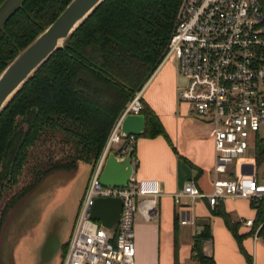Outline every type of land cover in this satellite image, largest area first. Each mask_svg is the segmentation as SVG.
I'll return each instance as SVG.
<instances>
[{
	"label": "trees",
	"instance_id": "trees-1",
	"mask_svg": "<svg viewBox=\"0 0 264 264\" xmlns=\"http://www.w3.org/2000/svg\"><path fill=\"white\" fill-rule=\"evenodd\" d=\"M71 1L22 0L0 31V74ZM181 2L105 0L6 105L0 113V201L21 177L27 175L29 181L0 210V236L9 211L45 176L75 170L79 162L95 166L125 108L159 67ZM141 114L146 119L141 136L166 135L149 106L143 104ZM253 149L259 174L264 167L263 135H257ZM251 205L257 214L250 235L260 228L258 235L264 238V197ZM212 212L225 218L242 245L245 235L238 233L239 223L221 202ZM203 227L195 236L193 258L213 264L202 249L210 238L209 226ZM241 249L252 264L253 257Z\"/></svg>",
	"mask_w": 264,
	"mask_h": 264
},
{
	"label": "built area",
	"instance_id": "built-area-1",
	"mask_svg": "<svg viewBox=\"0 0 264 264\" xmlns=\"http://www.w3.org/2000/svg\"><path fill=\"white\" fill-rule=\"evenodd\" d=\"M168 60L175 62L186 80L179 100L211 122L215 173L226 174L231 166L238 168L264 128V0H182L160 65ZM141 90L125 108L92 169L62 264H136L135 216L139 212L149 221L157 215L159 198L164 195L161 183L138 180L134 172L126 188L104 187L100 177L112 144L124 138L123 119L128 114H141ZM135 140L129 137L127 147L117 155L126 156ZM136 163L133 158L134 167ZM109 197L123 201L120 221L114 229L91 218L96 200ZM226 197L250 201L263 198L264 173L217 176L209 194L191 179L174 200L182 206L184 198H205L215 208ZM178 215L180 224L194 223L187 210ZM245 224L253 226L254 221ZM201 232L196 228L195 236Z\"/></svg>",
	"mask_w": 264,
	"mask_h": 264
},
{
	"label": "crops",
	"instance_id": "crops-1",
	"mask_svg": "<svg viewBox=\"0 0 264 264\" xmlns=\"http://www.w3.org/2000/svg\"><path fill=\"white\" fill-rule=\"evenodd\" d=\"M185 84L175 62L168 60L159 65L141 90L142 103L155 112L166 135L136 137L134 175L138 180L160 181L164 195L159 198L158 213L151 220L146 221L139 213L136 222L135 216V262L202 264L193 258L195 231L208 225L210 238L202 249L213 257V264H251L241 247L253 257L252 264H264V238L258 235L260 228L250 235L253 226L245 224L247 220L254 221L257 214L250 200L226 197L220 201L231 219L239 223L237 231L245 235L242 245L225 218L212 212L207 199L184 198L182 206L175 203L174 195L191 179L196 180L202 192L209 194L213 192L217 176H257L254 158L248 156L240 161L238 168L231 166L226 174L215 173L211 122L197 116L188 103L179 100V91ZM92 168L91 164H80L75 171L54 172L59 181L51 191L47 187L39 194L37 198L43 199V203L27 211L32 213L13 217L10 226L14 235V264H62ZM184 209L193 224L179 223L178 214ZM8 223L6 217L2 230Z\"/></svg>",
	"mask_w": 264,
	"mask_h": 264
},
{
	"label": "water",
	"instance_id": "water-1",
	"mask_svg": "<svg viewBox=\"0 0 264 264\" xmlns=\"http://www.w3.org/2000/svg\"><path fill=\"white\" fill-rule=\"evenodd\" d=\"M104 1L72 0L45 31L20 51L0 74V113L34 73L54 52L63 47L64 42ZM21 3L22 0H6L0 6V31L4 30V24L19 9ZM145 126L146 119L143 114H128L121 123V136L124 138L141 136ZM133 153L131 150L126 156H119L115 152H109L100 177L102 186L126 188L129 185L135 172ZM122 208L121 198H99L93 205L91 218L101 222L107 229H114L120 221Z\"/></svg>",
	"mask_w": 264,
	"mask_h": 264
},
{
	"label": "rangeland",
	"instance_id": "rangeland-1",
	"mask_svg": "<svg viewBox=\"0 0 264 264\" xmlns=\"http://www.w3.org/2000/svg\"><path fill=\"white\" fill-rule=\"evenodd\" d=\"M114 133V132H113ZM112 133V134H113ZM111 134V135H112ZM261 135L264 136V128H262L261 130ZM111 138V136H110ZM116 139V138H115ZM110 140V139H109ZM128 142L125 141L123 138L120 139V141L118 143H114L111 146V152H122L121 150L123 148L127 147ZM131 151V150H130ZM129 151V152H130ZM255 151L253 149V147L249 150L248 153V157H254ZM80 164L83 165H88L89 163L86 162H79L78 166H80ZM75 171V170H72ZM54 172L48 174L47 176H45L42 181L32 190L30 191L27 195H25L24 197H22V199L9 211V214L7 216L8 218V227L6 226L1 233V237H0V264H14V259H13V233H12V226L11 222L13 220V217L18 218L20 214L23 213V215L25 214H29L32 212H27L29 210H33L34 207L33 205H36L37 203H43V199L41 198H37L39 196V194L47 187L50 188V191L52 190L53 186L57 185V182L59 181V179H55V176L53 175ZM260 173L263 174L264 173V167L261 168ZM27 175H24L23 177L20 178V183L19 185L15 186L12 189L6 190L2 200L0 201V210L3 209L6 201L13 195L16 194V192H19L26 184L28 180V177H26ZM26 177V178H24ZM44 201L46 202V199L44 198ZM137 215V219L136 222L139 220V212L136 214ZM18 225V223H17ZM10 227V228H9Z\"/></svg>",
	"mask_w": 264,
	"mask_h": 264
},
{
	"label": "bare ground",
	"instance_id": "bare-ground-1",
	"mask_svg": "<svg viewBox=\"0 0 264 264\" xmlns=\"http://www.w3.org/2000/svg\"><path fill=\"white\" fill-rule=\"evenodd\" d=\"M115 139V138H114Z\"/></svg>",
	"mask_w": 264,
	"mask_h": 264
}]
</instances>
